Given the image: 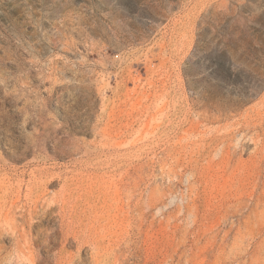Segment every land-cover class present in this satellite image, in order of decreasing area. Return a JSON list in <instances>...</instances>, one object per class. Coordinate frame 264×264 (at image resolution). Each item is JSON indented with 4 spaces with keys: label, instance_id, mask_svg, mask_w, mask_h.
<instances>
[{
    "label": "rangeland",
    "instance_id": "rangeland-1",
    "mask_svg": "<svg viewBox=\"0 0 264 264\" xmlns=\"http://www.w3.org/2000/svg\"><path fill=\"white\" fill-rule=\"evenodd\" d=\"M0 264H264V0H0Z\"/></svg>",
    "mask_w": 264,
    "mask_h": 264
},
{
    "label": "bare ground",
    "instance_id": "bare-ground-1",
    "mask_svg": "<svg viewBox=\"0 0 264 264\" xmlns=\"http://www.w3.org/2000/svg\"><path fill=\"white\" fill-rule=\"evenodd\" d=\"M46 214V212H44L42 215L38 216V213L36 211H33V212H30V215H29V219L27 220V224H28V228H37V233L43 235L44 237V241H47L49 239V233L45 230H42V226H43V218H44V215ZM34 218L38 219L36 221H34ZM19 253L21 254V257L25 258L26 260L29 259L28 258V255L30 253V248L27 247V248H22V247H19ZM33 256V255H32ZM31 258V256H30ZM32 262V261H31Z\"/></svg>",
    "mask_w": 264,
    "mask_h": 264
}]
</instances>
